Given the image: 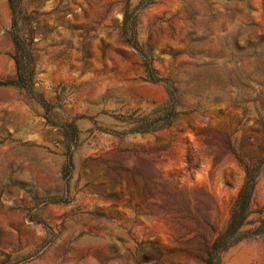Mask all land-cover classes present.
<instances>
[{
	"label": "rangeland",
	"instance_id": "1",
	"mask_svg": "<svg viewBox=\"0 0 264 264\" xmlns=\"http://www.w3.org/2000/svg\"><path fill=\"white\" fill-rule=\"evenodd\" d=\"M0 0V264H264V0ZM258 233V235H256Z\"/></svg>",
	"mask_w": 264,
	"mask_h": 264
},
{
	"label": "trees",
	"instance_id": "2",
	"mask_svg": "<svg viewBox=\"0 0 264 264\" xmlns=\"http://www.w3.org/2000/svg\"><path fill=\"white\" fill-rule=\"evenodd\" d=\"M11 14V35L15 45L14 62L16 66L15 85L26 87L30 84L34 86L33 71L29 73L28 60L30 59L31 48L29 44L22 41L19 36L18 23L23 13L22 0H7ZM254 194V183L247 179L243 188L231 209V217L227 225V230L210 242L205 251V264H214V255L218 251H223L241 239L239 231L247 225L246 219L252 214V202ZM258 235V233H256Z\"/></svg>",
	"mask_w": 264,
	"mask_h": 264
}]
</instances>
